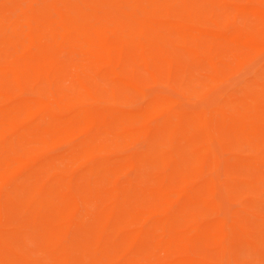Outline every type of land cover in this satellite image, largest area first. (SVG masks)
<instances>
[{
    "label": "rangeland",
    "instance_id": "1",
    "mask_svg": "<svg viewBox=\"0 0 264 264\" xmlns=\"http://www.w3.org/2000/svg\"><path fill=\"white\" fill-rule=\"evenodd\" d=\"M29 1L15 3L26 8ZM5 2L0 0V5ZM195 3L192 8L176 5L175 10L181 18L191 13L197 16L187 27L191 31L244 32L251 39L245 45L164 29L141 32L136 27L137 41L156 38L145 49L149 59L143 58L141 49L121 47L109 67L92 63L70 47L0 52V58L19 64L23 71L19 76H0L1 123L9 122L1 115L5 109L36 97L51 101L60 96L81 98L86 107L105 117L95 127L66 138L33 134L23 138L24 123L0 136V160L33 156L41 150L58 159V169L47 176L25 165L0 178V193L25 201L34 184L42 181L41 198L64 212L49 211L36 228L29 214L4 201L6 217L0 235L7 245L0 250V258L15 254L31 264H264V128L247 137L219 127L221 160L213 165L201 152L209 148L202 130L193 131L198 143L190 152L177 128L170 130L176 138L170 147L169 132L139 135L144 129L155 130L162 123L160 115L117 127L107 113L110 108L135 112L161 97L197 110L209 107L217 92L229 96L244 86L264 83V0ZM52 13L57 16L60 9ZM120 24L131 27L121 19ZM252 42L260 47H247ZM211 63L225 83L211 82L215 78ZM188 86L206 88L212 94L203 101L189 93ZM58 111L34 109L25 123L64 127L55 117ZM71 113L66 109L62 115ZM83 144H100L106 150L94 161L67 167L64 157ZM163 152H168L164 162L137 159L140 153ZM170 190L181 194L170 196ZM222 220L227 223L225 229L220 226ZM130 237L137 239L135 245L125 244Z\"/></svg>",
    "mask_w": 264,
    "mask_h": 264
},
{
    "label": "bare ground",
    "instance_id": "2",
    "mask_svg": "<svg viewBox=\"0 0 264 264\" xmlns=\"http://www.w3.org/2000/svg\"><path fill=\"white\" fill-rule=\"evenodd\" d=\"M29 2L31 3L26 8L15 3V0H7L3 5H0V52L10 53L33 48L53 50L55 47H70L71 51L76 49L83 53L85 58L92 63L109 67L113 62V55L121 47H135L144 53L146 47L156 40V38H149L137 41L134 36L136 27L141 32L145 29L155 28L164 29L168 33H183V36H185L184 34H203L229 43L245 44L251 39L244 32L219 35L200 29L191 31L187 27L195 22L197 16L191 13L181 18L175 14V10L176 5L192 8L196 4L195 0H31ZM25 3L23 4L26 6ZM60 4L63 6L61 7ZM54 8L60 9L57 16L52 13ZM138 11L141 13L138 14ZM108 18L112 20H107ZM113 18H118L119 21L112 22ZM120 19L127 23L130 22L132 28L126 27L125 24L121 25ZM247 47L257 49L260 45L252 42ZM143 58L149 59L145 53ZM17 65L19 64H13L0 58V76L12 74L19 76L23 71ZM211 67L214 71L213 77H215H212L211 82L214 84L225 83L223 76H218L217 71L215 72L212 63ZM253 74L257 78L260 77L258 70H254ZM186 90L192 95L203 97V101L209 100L212 94L206 88L198 89L194 86H188ZM237 92H229V96L224 95L222 91L214 93L216 97H211L213 103L209 107L196 108L197 110H187L192 108L186 107V109L185 104L183 103V106L182 102L177 99L161 97L151 100L146 108L138 109L135 112L110 108L107 113L112 118V124L117 127H124L131 121L146 120L160 115L162 123L155 127V130H151L153 128L144 129L139 135L148 136L151 131L157 133L158 130H162L164 133L169 132L166 138L170 147L176 139L170 130L177 128L180 130L182 139L187 146L189 145L187 150L190 152L191 147L198 143L193 131L202 130L207 134L209 140V148L201 149L202 155L207 156L215 165L221 160L222 141L217 131L219 127L234 135L246 134L247 137L259 134L264 128V83L244 86ZM211 98L210 100H212ZM83 103L81 98L72 99L68 96H60L52 101L39 97L19 101L2 112L1 115L7 116L9 122H0V127H2L0 136L4 131H14L19 127V124L24 123L25 125L21 126L23 127V138L32 134L37 137L49 135L55 138H66L87 128L95 127L101 121L104 122L105 117H101L99 111L93 107H86ZM43 107L51 110L58 108L59 111L55 117L59 123L66 125L64 127L61 125L44 128L37 125L29 127L25 122L28 121L31 111ZM66 109H70L72 113L65 117L62 113ZM238 116L241 118L236 120ZM111 148L113 147L111 146ZM104 150L106 149L100 144H83L64 157V161L67 167L84 161H94ZM167 153L147 155L140 153L137 154V159L143 163L164 162L168 156ZM57 160V158L47 157L42 150L33 156L20 155L13 157L11 161L0 160V178L10 176L25 165L32 170L38 169L39 172L41 171L47 176L51 170L58 169ZM38 165L40 167L36 168ZM43 192L41 181L34 184L25 201L12 194L5 196L6 194L0 193V227L6 217L4 201L16 205L19 210L29 214V218H32L36 228L41 227L39 226L40 221L44 220L49 211L62 215L64 212L59 206L48 199L41 198ZM180 192L171 191L169 195L177 196ZM226 225V221L222 220L221 228L225 229ZM132 239L131 237L127 238L125 244L135 245L137 239ZM6 245L5 238L0 235V250H4ZM0 264L31 263L18 259L15 254H8L6 258H0ZM61 264L66 263L64 261Z\"/></svg>",
    "mask_w": 264,
    "mask_h": 264
}]
</instances>
